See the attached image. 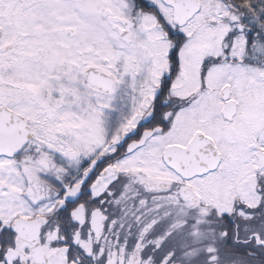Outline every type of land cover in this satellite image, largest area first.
Segmentation results:
<instances>
[{
  "label": "snow or ice",
  "instance_id": "snow-or-ice-1",
  "mask_svg": "<svg viewBox=\"0 0 264 264\" xmlns=\"http://www.w3.org/2000/svg\"><path fill=\"white\" fill-rule=\"evenodd\" d=\"M0 264H264V0H0Z\"/></svg>",
  "mask_w": 264,
  "mask_h": 264
}]
</instances>
